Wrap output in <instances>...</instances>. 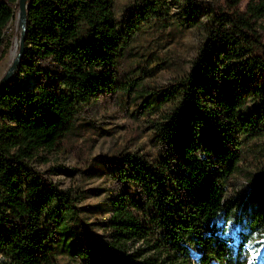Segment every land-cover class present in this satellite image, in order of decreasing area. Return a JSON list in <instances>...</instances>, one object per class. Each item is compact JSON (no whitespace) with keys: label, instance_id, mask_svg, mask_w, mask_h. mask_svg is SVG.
<instances>
[{"label":"trees","instance_id":"trees-1","mask_svg":"<svg viewBox=\"0 0 264 264\" xmlns=\"http://www.w3.org/2000/svg\"><path fill=\"white\" fill-rule=\"evenodd\" d=\"M115 2L29 0L20 66L0 90L4 264H60L62 252L84 264H252L249 248L264 240V165L249 173L254 195L241 209H232L226 193L241 171L243 144L262 143L264 154V0H249L245 11L188 1L183 18L201 40L190 69L157 100L171 102L156 119L160 155L127 153L115 169L140 192L125 185L109 199L104 245L67 242L82 197L44 178L34 163L59 145L86 104L135 85L137 78H118L119 62L136 31L165 22L163 0H135L122 21ZM17 11L19 0H0L2 56ZM180 191L186 202L177 200Z\"/></svg>","mask_w":264,"mask_h":264},{"label":"rangeland","instance_id":"rangeland-1","mask_svg":"<svg viewBox=\"0 0 264 264\" xmlns=\"http://www.w3.org/2000/svg\"><path fill=\"white\" fill-rule=\"evenodd\" d=\"M188 1L227 11H245L249 2L240 0L234 6L232 0H163L166 14L163 16L165 22H160L162 27L148 24L136 31L131 50L118 65V78H137L135 85L103 93L86 104L59 145L52 151L40 152L34 163L44 178L63 189L74 190L82 197L78 215L68 222L75 235L68 243L80 237L83 243L95 241L104 245L109 231L101 225L110 216L109 199L122 192L125 185L131 189V194L140 192L136 183L115 176V169L127 153L151 158L160 155L161 144L155 137L156 119L163 115L171 102L163 101L158 105L157 100L190 69L201 40L198 27H190L183 18L186 17ZM134 2L116 0L115 18L119 21L126 19ZM261 21L259 35L264 42V18ZM8 33L11 44L5 56H2L4 47L0 48V81L16 57L17 51L13 54L15 41L21 34L19 11ZM152 93L157 95L150 104ZM243 146L241 171L231 175L226 193V200L235 211L254 195L255 185L249 173L264 165L262 143L248 141ZM177 198L185 202L188 199L182 191ZM228 226L231 234L235 235L237 223L231 220ZM258 242L257 248H249L252 264H262L264 260V240L259 239ZM139 246L142 243H135L132 248ZM59 260L60 264H84L83 257L70 252H62ZM4 262L5 257L0 252V264Z\"/></svg>","mask_w":264,"mask_h":264},{"label":"water","instance_id":"water-1","mask_svg":"<svg viewBox=\"0 0 264 264\" xmlns=\"http://www.w3.org/2000/svg\"><path fill=\"white\" fill-rule=\"evenodd\" d=\"M28 6L29 0H19V25L21 28V34L19 38V51L17 52L12 65L9 67L8 71L0 81V90L5 88L8 82L13 79L20 66L21 57L25 50Z\"/></svg>","mask_w":264,"mask_h":264},{"label":"bare ground","instance_id":"bare-ground-1","mask_svg":"<svg viewBox=\"0 0 264 264\" xmlns=\"http://www.w3.org/2000/svg\"><path fill=\"white\" fill-rule=\"evenodd\" d=\"M18 52L19 51V38H17L16 39V41H15V48H14V51H13V54H14V52ZM17 52H16V54H17ZM15 54V55H16Z\"/></svg>","mask_w":264,"mask_h":264}]
</instances>
